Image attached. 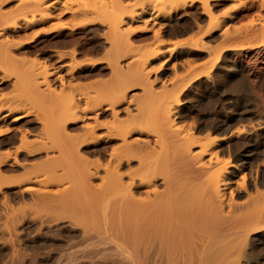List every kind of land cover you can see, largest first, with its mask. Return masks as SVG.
<instances>
[{"label":"bare ground","instance_id":"1","mask_svg":"<svg viewBox=\"0 0 264 264\" xmlns=\"http://www.w3.org/2000/svg\"><path fill=\"white\" fill-rule=\"evenodd\" d=\"M222 1L0 0V81L25 98L0 95V135L17 142L0 165L23 169L0 190L34 209L9 212L0 264H264V0ZM65 26L102 37L108 87L72 80L101 62L74 48L39 62V32ZM25 100L52 107L33 133L16 125Z\"/></svg>","mask_w":264,"mask_h":264},{"label":"rangeland","instance_id":"2","mask_svg":"<svg viewBox=\"0 0 264 264\" xmlns=\"http://www.w3.org/2000/svg\"><path fill=\"white\" fill-rule=\"evenodd\" d=\"M235 1H237V0H235ZM222 2H224V3L219 4L218 9H220L219 7H221V8L223 7V9L225 7H228L227 5L231 1L228 0V1H222ZM224 5H225V7H224ZM251 16L252 15H249L248 14L247 15L248 18L247 17L246 18L243 17L242 19H240L242 21H239L238 20L239 22L236 21L235 23L238 22L237 24L239 26H240V24L248 23L246 21ZM60 19H61V21L65 22V23L71 21L72 20V17L70 15V12H65L64 14H62ZM244 20H246V21H244ZM82 27H85V26H69V27H66L65 26L63 28H57V29L56 28L54 29L52 27H49V30L48 29L45 30L43 28V30L39 32L38 36L36 37L37 40L34 43V46L37 49H39L38 55H37V57L39 58L38 60L43 65H45V64L48 65V64H50L49 62L51 61L50 60L51 49H53L54 47H56V48H64V49H70V48L72 49V48H74V50L76 51V56H77L76 59L77 60H83V61H90V60L93 61V60H95L96 61L95 58H98V60L100 59L99 61H101V62H97V63H95L94 65H91L88 68L87 67H84V68L79 69L77 75L74 76V77L72 76V80L73 81L76 80L77 83L79 81L81 83L79 85H83L85 88L84 87H81V86L80 87L83 88V89H87V90H88V88H90V90H91L92 88H95V87L96 88H102L103 86L106 88V87H108L111 84V80H113V77H112L113 74H111L109 72L110 71V69L108 68L109 66H106L105 61L101 58L102 55H103L102 54L103 53V50L98 45V42H99L98 40L100 38V41H101L102 40V37H99L98 38L97 37L98 35H92V34L83 33L84 31H83V28ZM70 28H72V29H70ZM77 52H79V53H77ZM23 55H25L24 58H26L27 60L32 59V58H34L36 56L35 53H32V52L31 53H25ZM153 63L150 64L151 65V67H150L151 69H152V65H155ZM47 67H50V66H47ZM165 70L166 69L160 70L158 72H155L154 71L153 73L159 74V73L162 72V73H165L166 74V71ZM151 71H153V70H151ZM259 73H258V76H257L258 78L257 79L260 80L259 77L261 76V80L260 81L259 80H253V81L256 83V85L263 86L264 85V70L261 71V72H259ZM1 74L2 73L0 71V75ZM11 76H12V74H10V75L8 74L7 75L8 78L7 77H4L5 79L3 78L2 81H0V95L2 96V93H3V96L2 97H4V98H10V99L11 98L12 99H25L23 96L20 95L21 94L20 92H22V93H24V92L22 90H20L18 87H17L18 88L17 89L16 86L13 83H11L12 82V77ZM68 77H69L68 75L65 76V78H68ZM238 79H239V83H241V84L244 83V79L243 78H240L239 77ZM231 81H232V83H231ZM235 81L236 80H232V79L231 80H228L227 78H224L222 80V83L224 85L226 84L225 86H227V90L228 91L226 90V88H224L227 93L234 94L236 92V91L234 92V87L236 85L235 84L236 83ZM260 82H261V84H260ZM11 84H13V85H11ZM87 86H88V88H87ZM91 86H93V87H91ZM99 86H101V87H99ZM228 86H230V87H228ZM230 88H232V90ZM18 91H19V93H18ZM56 92H58V91L56 90ZM240 97L242 99H247L246 95H244L243 97L242 96H240ZM205 100L206 99H203L202 102H205ZM29 101H30V103H29ZM29 101L28 100H25V102H28V104H31V107H32V108H30V110H31L30 112L31 113L29 112L28 114H26L22 118H20L18 120V122H16V125L19 128H23L22 130H26L27 129V131L29 133H33V131H36L41 126V120L39 121V119H41V118L39 116L38 111L40 109L41 110L43 109L44 112L42 110V114L43 113L46 114V113H48L49 110L51 111L52 107L47 106L46 100H43L42 101V102H44L46 104V106L41 101H36V100H34V101L29 100ZM20 112H22V111H20ZM36 113H38V114L36 115ZM106 113H107V111H103L102 112V115L100 116V118H102L101 120L105 121L107 119L106 118ZM14 114H16V113H13L12 115H14ZM7 120L8 121L11 120V115H9L8 117H6V122H7ZM0 124H1L0 125L1 126L0 127V130H1V128H4L5 126H2L3 125L2 122ZM65 128H66V130H68L67 132H69L70 134H72V133L73 134H76L78 132V130H77L78 129V122H68L67 125H65ZM96 133L97 134L104 133V127L103 126L102 127L100 126V128H98L96 130ZM8 135H6V134H1L0 135V148L3 149V151H5V150L10 151L11 149L13 150V148L17 145V142H15V141L13 142V141H11V139L8 138ZM114 144H116V139H111V140L108 139L106 141L100 140L99 143H94V144L93 143L81 144L79 146V151L83 155H85V156L86 155L87 156L91 155L89 157H92V154H93V156L98 155V154H96L97 151L95 149L99 148L97 150H99V153H101L102 151H104V150H102V147H106L107 148L109 145H114ZM100 147H101V149H100ZM38 153H36L34 155H31V156H25V157H26L27 160L30 161V163L31 162L32 163L33 162L34 163L40 162L43 159L41 157L43 155V152H41L42 154L40 152H38ZM34 159H36V160H34ZM130 161H131V163L133 165L132 164H129ZM134 161L135 160H133V161L132 160H129V163L128 162H124L121 165V169H122L121 171H126L127 170V166H129V165H130V167H133L134 166ZM0 170L2 171V172H0V174L2 173L0 176H2L4 174V178H5V176H7L10 179L11 178H15L16 179L19 175H22L23 174V169L21 167H18V166L17 167H15V166L14 167H11V166H7V165H3V166L0 165ZM7 177H6V179H7ZM17 179H20V178H17ZM25 184H27V183H25V182L20 183V185H25ZM31 184L34 185L35 183H31ZM14 188H17V187H14ZM5 190H6V188H1V190H0V214H1L0 215V229L7 228L9 226V220L7 222V218L9 219V217H8L10 215L9 212H11L12 209L22 208L25 211H27L26 209H28V211H33L34 210V209L31 210L32 209L31 207H33V206L30 205V201L28 199H24V200L21 199L20 200V199H17L15 196L13 197V195H11L12 196L11 197V196H9L6 193ZM15 200H17V201H15ZM19 200L21 202H19ZM19 203H20V205H19ZM8 262H9V257L8 258L6 257V263H8Z\"/></svg>","mask_w":264,"mask_h":264}]
</instances>
